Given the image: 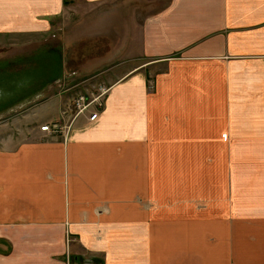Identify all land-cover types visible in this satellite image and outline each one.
<instances>
[{"label": "crops", "instance_id": "obj_1", "mask_svg": "<svg viewBox=\"0 0 264 264\" xmlns=\"http://www.w3.org/2000/svg\"><path fill=\"white\" fill-rule=\"evenodd\" d=\"M65 3L0 0V38L36 39L0 59V110L111 86L94 120L0 147V264H264V0H152L68 44Z\"/></svg>", "mask_w": 264, "mask_h": 264}, {"label": "rangeland", "instance_id": "obj_2", "mask_svg": "<svg viewBox=\"0 0 264 264\" xmlns=\"http://www.w3.org/2000/svg\"><path fill=\"white\" fill-rule=\"evenodd\" d=\"M149 1L152 0H114L106 3L90 4L85 0H66L64 11L55 19L54 34L58 35L59 33L60 37L65 39L66 43H69L67 35L69 36L70 28L74 27L75 24H109L111 22L115 23L119 19L126 26L128 24L132 25V7L148 5ZM141 18L142 16L140 14ZM75 33L83 34L84 30L75 31ZM135 33H137V30H135ZM32 40L34 41L36 39L32 36H21L18 34L0 38V50H3L1 52L3 55H0V59L10 55L21 56L28 52L29 48L25 45ZM81 43L80 48L82 51L87 45H90V42L85 41V39ZM70 52L67 50L66 54H70ZM148 61L150 60L144 57L141 63H148ZM149 73L151 74L148 71ZM2 81H4V78L0 77V82ZM111 81L105 74L67 76L59 82H55L53 87H49V93L45 96L47 98L53 94L58 95L55 101H53L55 104L53 105L54 108H52L51 103L38 104L36 108H32L34 105L32 101L27 105L15 108L13 111L0 110V147L8 143L19 144L22 141L33 139L35 134L33 133L32 126H34V129H41V126L45 124L59 122L62 126L64 125L67 134L72 122L74 123L82 117H87L90 120V116L93 113H97L103 107L105 96L111 86ZM0 90L2 89L0 88ZM6 90L7 86L4 91ZM3 97L1 94L0 100H3ZM34 102L37 101L34 100ZM34 113L37 115L35 118L33 116ZM58 113H60V117L57 121L49 118ZM23 116L26 117L21 121ZM45 121L53 122L47 123ZM48 133L52 134V132ZM67 238H70V236H67ZM11 246L8 240L0 238V255L8 253L11 250ZM67 247L69 246L67 245ZM68 261L70 262V260Z\"/></svg>", "mask_w": 264, "mask_h": 264}, {"label": "built area", "instance_id": "obj_3", "mask_svg": "<svg viewBox=\"0 0 264 264\" xmlns=\"http://www.w3.org/2000/svg\"><path fill=\"white\" fill-rule=\"evenodd\" d=\"M97 117V113H93L90 116V120H94ZM42 131L52 132V134H63L66 135V130L64 128V125L62 126L59 122L53 123V124H45L41 126ZM71 238H67V245H70Z\"/></svg>", "mask_w": 264, "mask_h": 264}, {"label": "bare ground", "instance_id": "obj_4", "mask_svg": "<svg viewBox=\"0 0 264 264\" xmlns=\"http://www.w3.org/2000/svg\"><path fill=\"white\" fill-rule=\"evenodd\" d=\"M42 93V92H41Z\"/></svg>", "mask_w": 264, "mask_h": 264}]
</instances>
